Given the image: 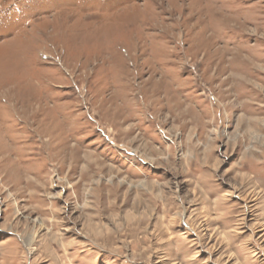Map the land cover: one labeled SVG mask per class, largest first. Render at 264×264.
<instances>
[{
	"label": "rangeland",
	"instance_id": "rangeland-1",
	"mask_svg": "<svg viewBox=\"0 0 264 264\" xmlns=\"http://www.w3.org/2000/svg\"><path fill=\"white\" fill-rule=\"evenodd\" d=\"M0 264H264V0H0Z\"/></svg>",
	"mask_w": 264,
	"mask_h": 264
}]
</instances>
